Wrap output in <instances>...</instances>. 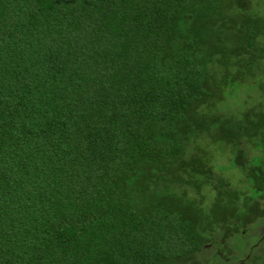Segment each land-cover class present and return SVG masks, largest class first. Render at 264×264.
<instances>
[{
	"label": "trees",
	"instance_id": "1",
	"mask_svg": "<svg viewBox=\"0 0 264 264\" xmlns=\"http://www.w3.org/2000/svg\"><path fill=\"white\" fill-rule=\"evenodd\" d=\"M247 3L0 0V264L230 259L220 245L264 190L206 211L179 192L260 116L211 114L231 71L264 59Z\"/></svg>",
	"mask_w": 264,
	"mask_h": 264
},
{
	"label": "rangeland",
	"instance_id": "2",
	"mask_svg": "<svg viewBox=\"0 0 264 264\" xmlns=\"http://www.w3.org/2000/svg\"><path fill=\"white\" fill-rule=\"evenodd\" d=\"M246 1H248V6H245L247 9L245 13L251 11L257 15L258 13H263L264 0ZM233 10L238 12V8ZM236 21L238 22V19ZM257 41L260 42L259 47L262 48L264 46L263 35H260ZM259 47L257 49L260 51L261 48ZM254 51L252 53H258L256 49ZM250 54L244 53L243 55L248 56ZM218 65L219 63L216 64V66ZM230 74H232L231 77L225 80L224 89L220 91L223 99H220L213 106L216 109L211 112V114L213 113L212 120L217 118V115L239 117L242 112L246 113V111L249 115L256 113L260 116L255 120L256 122L251 121L247 116L245 121H242L246 127L244 128L245 132L242 131V133L235 134L233 131H227L228 142L216 143V148L219 147L217 150L208 147L205 153L199 155L205 159L208 158L209 161L207 162L211 167L202 173L204 178H206L204 186H196V189L191 191L189 186L183 185L179 193H183L185 189L184 192L187 191L190 198L196 199V202L199 203L204 211L209 208L210 202L214 197H218L220 193L222 198L229 199L234 191H237L238 197L235 205L242 206L245 204L244 202L252 192V189L256 191L264 190V59H255V62L245 60L241 63L239 70L233 69ZM217 82L214 79L212 83L215 85ZM234 121L242 123L240 119H234ZM221 126H224L223 122H221ZM212 129L217 131V133L223 132L219 126H214ZM219 182L223 185L221 188L216 187ZM176 184L179 186L178 183ZM259 200L257 205L259 208L258 212L263 214L264 196ZM250 204L247 206L249 211L254 209ZM238 214L237 216L241 218V221L232 222V226L235 229L231 231V233L237 231L238 234H235V237L232 235L227 236L220 245L224 251L228 249L229 254L227 255H230V259L221 263L220 259H218L217 262L220 264H263L264 231L260 227L262 226L260 225L262 222L261 217L259 216L256 222L253 221L248 224L247 220H252L255 214L253 215L247 211L244 213L241 211ZM244 223L248 226H245ZM217 248V244H213L210 250L216 252Z\"/></svg>",
	"mask_w": 264,
	"mask_h": 264
},
{
	"label": "flooded vegetation",
	"instance_id": "3",
	"mask_svg": "<svg viewBox=\"0 0 264 264\" xmlns=\"http://www.w3.org/2000/svg\"><path fill=\"white\" fill-rule=\"evenodd\" d=\"M260 217H261V221H262L261 224H260V225H262V226H260V227H261V229L264 231V226H263V224H264V223H263V221H264V220H263V218H264V213L261 214ZM257 219H258V218H257ZM255 222H256V220H255ZM263 234H264V232H263ZM263 264H264V262H263Z\"/></svg>",
	"mask_w": 264,
	"mask_h": 264
}]
</instances>
